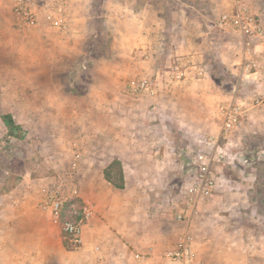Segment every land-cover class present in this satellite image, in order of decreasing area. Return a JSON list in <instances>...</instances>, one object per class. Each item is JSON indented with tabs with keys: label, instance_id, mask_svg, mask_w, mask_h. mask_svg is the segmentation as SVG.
I'll return each mask as SVG.
<instances>
[{
	"label": "rangeland",
	"instance_id": "1",
	"mask_svg": "<svg viewBox=\"0 0 264 264\" xmlns=\"http://www.w3.org/2000/svg\"><path fill=\"white\" fill-rule=\"evenodd\" d=\"M78 1L67 0L69 28L60 31L47 24L41 8L43 0H29L38 11V17L43 16L45 27L40 30L35 26L18 28L12 13L14 0H0V116L10 113L25 131L22 140L7 136L0 119V209L6 194L13 191L10 198L24 201L25 187L29 185L34 186L31 193L38 194L40 178L48 181L56 175H66L75 153L109 151L107 146V149L102 147L106 144L102 141L112 138L118 145H125L122 146L125 154H136L134 158L140 161L136 164L140 170L137 178L133 179L134 172L128 167L125 169L128 196L137 201L131 212L137 224V235L155 234L159 239L158 247L167 253L188 226L195 240L205 237L212 240L210 244L196 245L200 264H223L213 253L226 249L221 242L224 231L191 221L184 203V181L192 173V154L217 134V107L224 100L220 99V93L230 91L234 78L211 55H206L210 72L198 78L191 68L196 63L190 59L191 55L174 52L180 38L174 36L176 28L186 30L181 31L187 36L186 41L188 38L200 40L204 36L194 34L200 27L196 21L198 11L212 12L208 23L215 27H218V11H212L204 0H123L122 3L90 0L87 7L80 8L82 14L78 16L83 17L82 21H75ZM255 2L257 11L264 14V0ZM184 8L192 17L185 24L178 18ZM134 11L139 13L135 16ZM141 13L145 20L138 15ZM131 16L135 20L130 19ZM146 22L154 28L149 32L154 67L134 64L135 55L146 60L142 54L144 47L135 34ZM70 32H75V36L67 39ZM174 64L186 68L180 80L168 76ZM139 76L152 81L156 95L128 92V81ZM85 90L94 94L95 100L90 104L74 98ZM100 95L108 98L109 115L104 116L99 107L97 97ZM243 119V127L234 137L235 144H228L227 148L237 158L214 163L213 167L216 174H221L220 181L226 182L228 178L231 191L228 200L222 199V204L228 202L227 210H218V213L241 220L234 224L236 227L246 226V233L243 229L246 243L241 249L244 252L255 250L259 240L264 242V105L248 110ZM149 128L162 147L157 152L160 159L155 162L146 157V148L129 149L124 143L130 138L141 141L142 132ZM87 135L91 143L100 140V148L83 147ZM153 174L155 178H150ZM179 211L185 215L181 221L175 216ZM248 242L254 246L247 247ZM142 243L138 246L141 251L146 245ZM247 264H264V258L249 254Z\"/></svg>",
	"mask_w": 264,
	"mask_h": 264
},
{
	"label": "crops",
	"instance_id": "2",
	"mask_svg": "<svg viewBox=\"0 0 264 264\" xmlns=\"http://www.w3.org/2000/svg\"><path fill=\"white\" fill-rule=\"evenodd\" d=\"M119 1L121 3L123 2V0ZM204 1L210 5L212 11H218V21L221 15L228 14L231 11V0ZM247 1L252 6L253 10L264 20V14H260V12L257 11L255 0ZM89 2L90 0H79L75 4V14L77 15L75 21H82L83 17L81 18V16H78V14H82L79 12L80 8L87 7ZM146 3L152 2L146 1ZM189 6L191 5L189 4ZM182 12L183 13H181L178 18L185 24V22L191 20L192 17L186 13L185 8ZM198 12L196 21L199 23L200 27L195 30L194 34L198 32L200 37H204L200 40L196 38L190 40V38H188L189 40L186 41L185 39L187 36L183 35L184 33L181 34V31L186 30L181 28L182 30L180 31L179 28H176V35L174 36H180L181 40L180 38H176L177 45L174 52L177 54L187 52L191 55L190 59L193 60L192 62L197 63H193L191 68H193V73L198 78L206 75L211 70L206 55L214 56L215 59L227 69L231 77L236 78V64L238 62L237 53L239 51V44L236 38L228 34L227 31L221 30L219 25L215 27L213 23H208L209 20L211 21L212 12L211 14H206L201 11ZM115 13H120L121 16H125L121 11H115ZM137 13L139 12L134 11L133 15L136 16ZM138 15L145 20L142 13ZM42 17V15H39L38 23L35 25L39 30L42 29L43 26L45 27V22L42 21ZM130 19L135 20V17L131 16ZM141 20L138 19V21L143 22ZM142 27V30H138L135 34L139 44L144 47L142 54L146 57V60L142 61L140 56L135 55L134 64L141 65V63H145L153 66L155 60H152L151 57L154 50L149 45L151 43L149 32L154 29L153 24H142ZM74 34L75 32H70L67 39H70V36H75ZM194 34L192 37L195 36ZM70 48L73 50V46H70ZM198 70L202 71L199 75L197 74ZM249 81L250 80L244 81V84L250 85ZM228 93L221 92L220 99H226ZM147 94L153 96L150 93ZM74 98L81 99L82 102L86 104H90L95 100L94 94L91 91H87L80 96H74ZM97 98L100 100L99 107H102L103 115H109L111 113L109 110L111 109L109 105H107L108 103H106L108 98L104 95H100ZM101 102H103V104H101ZM152 104L155 105L154 102H152ZM154 105L152 108H155ZM243 120L241 125L227 137V146L228 144H235L234 137L236 132L242 129ZM151 132L152 128H149V130L146 129L145 132H142L143 139L141 141H137L136 139L131 140L130 138L124 143L129 145V149H132L131 147L139 149L146 148V150H148L146 152V157L155 162L160 159V154L157 152H159L162 147L161 144L159 145L153 138L154 136L150 134ZM86 138L87 139L83 140V147L86 149L100 148L101 143L106 142L102 147L107 146L109 151L102 152L98 149L92 151L88 150L86 155H81L78 152L80 154V161L76 179L79 184V196L81 200L90 202L94 207L93 216L82 227V242L80 246L67 249L63 245L58 226L50 220L47 213L41 212L36 208L33 197L29 196L25 198L24 201L20 199L16 202V199L10 198L13 194V191H11L8 195L6 194L1 201L0 264H178L169 260L166 256V252L158 247L159 239L155 234L150 237H140L136 233L135 229L137 228V224L131 212L134 210L133 205L137 204V201L135 197L132 198V196H128V176L125 170L128 167L129 171L134 172L133 179L138 177L140 170L136 164L140 161H136L134 158L136 154L134 156L125 154L122 148V146L125 145H118L119 142H116V140L112 138L107 141L104 139L102 142L98 140L95 143L89 141L88 135ZM151 149L154 150V152H152ZM155 154H157V156ZM115 158L118 159L122 165L124 174L123 188L112 186L103 176L104 168ZM149 177L155 178V175H149ZM220 180L217 183L214 194L208 199L200 201L194 209L195 212L194 210H187L188 215L191 217L190 219H192L191 221L193 223L194 221L196 223L199 222L201 226L205 225V227L224 231L221 242L226 245V249L221 250L217 254L213 253L214 256L217 255V257L223 261V264H247L249 254H251V256L252 254H258L261 258H264L263 241L259 240V243H257L254 248L258 252L252 248L250 250L246 248L247 251L244 252L243 250L241 251L243 243H246L243 238L244 232L246 233V228H244L246 226L242 227L240 224L236 227L237 225L234 224L240 223L239 221L241 220H235L233 217L218 213V210H227L226 208L228 207L225 206H228V202L222 204V199L226 198V200H228V193L231 192L228 190V178L226 182ZM37 188L41 190V186ZM8 199L12 201L9 202ZM6 201H8V203ZM152 206H154V203ZM203 218L206 219L203 220ZM219 218H223L224 220ZM207 219L215 220L208 222ZM238 230H242V232L237 233ZM142 242L146 245L141 251L138 246L140 245L139 243ZM211 242V238L205 237L203 240H196V245L200 244L201 246L208 243L210 244ZM248 246L251 247L254 245L248 242L247 247ZM141 252L144 256L141 258L142 260L139 259V261L135 255H139Z\"/></svg>",
	"mask_w": 264,
	"mask_h": 264
},
{
	"label": "built area",
	"instance_id": "3",
	"mask_svg": "<svg viewBox=\"0 0 264 264\" xmlns=\"http://www.w3.org/2000/svg\"><path fill=\"white\" fill-rule=\"evenodd\" d=\"M231 2V11L221 15L218 25L221 30L233 35L239 44L237 73L228 97L218 104L216 136L206 140L202 148L197 149L191 156L192 173L184 181V203L190 210H194L200 201L214 194L221 177V174L214 172V163L229 162L232 158H237L229 149L227 151L229 134L241 125L248 110L264 104V20L247 0ZM67 4V0H43L41 8L50 27L60 31L69 28ZM12 13L18 28H30L38 23V11L29 0H14ZM201 73L198 70L197 74ZM185 74L186 68L174 64L170 66L168 76L180 80ZM248 80L249 88H245L244 81ZM127 90L132 95H154L157 92L152 81L142 76L130 79ZM79 161L80 154L75 153L66 175H56L48 181L40 178L41 190L37 188L38 194H32L34 186L29 185L25 187L22 197L32 196L36 207L47 213L50 220L58 226L62 240L67 241L73 248L80 246L82 227L94 214L93 205L81 200L79 196L76 179ZM175 216L181 221L185 215L179 211ZM135 256L138 259L143 258L138 254ZM166 256L178 264H200L196 257V240L190 227L185 228L174 248Z\"/></svg>",
	"mask_w": 264,
	"mask_h": 264
},
{
	"label": "trees",
	"instance_id": "4",
	"mask_svg": "<svg viewBox=\"0 0 264 264\" xmlns=\"http://www.w3.org/2000/svg\"><path fill=\"white\" fill-rule=\"evenodd\" d=\"M87 92V90H85ZM81 92L83 95L86 92ZM0 119L3 125L6 127L7 136H13L19 140L25 137V131L17 124L10 113L1 114ZM104 179L116 188L124 187V174L121 162L118 159H112L109 164L103 170ZM64 246L68 249L73 248L67 241L62 240Z\"/></svg>",
	"mask_w": 264,
	"mask_h": 264
}]
</instances>
